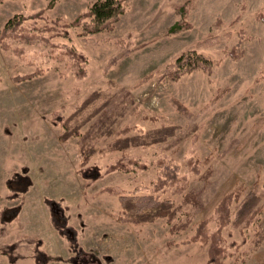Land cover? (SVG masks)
I'll use <instances>...</instances> for the list:
<instances>
[{
	"label": "rangeland",
	"instance_id": "rangeland-1",
	"mask_svg": "<svg viewBox=\"0 0 264 264\" xmlns=\"http://www.w3.org/2000/svg\"><path fill=\"white\" fill-rule=\"evenodd\" d=\"M95 1L56 0L52 9H46L48 0L0 1V31L15 15L43 10L44 19H28L24 26L48 39L10 41L8 51L0 47V210L19 208L14 220L0 222V264H37L39 242L48 264H71L68 242L53 228L47 201L64 208L80 246L90 253L82 264H210L209 244L186 241L201 221L212 234L215 207L240 186L242 197L253 190L261 195V210L245 225L222 230L224 264H264V236L256 248L251 241L256 231L264 235V22L255 17L263 0H126L109 32L82 36L81 26L66 33L39 30L54 27L55 19L68 24ZM182 21L190 28L168 32ZM207 37H215V45L197 47ZM50 43L85 56L82 78L50 57ZM236 45L242 55L234 61L226 53ZM193 49L214 62L209 73L160 79L180 53ZM36 72L42 73L14 81ZM91 95L93 101L82 107ZM53 117L89 132L85 166L101 174L90 185L76 172L79 137L61 143L62 129ZM189 161H198L197 172ZM113 165L123 169L110 170ZM166 168L184 179L183 191L174 185L153 192ZM22 172L31 186L11 200L6 181ZM104 188L154 194L175 205L190 191L201 207H182L172 223L191 221L171 234L165 219L140 226L118 222L117 196Z\"/></svg>",
	"mask_w": 264,
	"mask_h": 264
},
{
	"label": "trees",
	"instance_id": "trees-1",
	"mask_svg": "<svg viewBox=\"0 0 264 264\" xmlns=\"http://www.w3.org/2000/svg\"><path fill=\"white\" fill-rule=\"evenodd\" d=\"M1 1V0H0ZM126 0H96L89 8L84 12L77 15L68 24H58L59 19L54 20V27H42L41 31L50 32L52 30L63 31L66 33L67 27H82V36H91L98 32H109L113 29L115 22L119 17L124 14L126 10L125 5ZM56 3V0H48L46 9H52ZM262 8L256 13L255 17L257 20L264 22V0ZM181 14L185 13L183 7L178 8ZM44 11H39L31 16L25 17L21 15H15L9 19L0 31V47L2 50L8 51L11 48L10 41L24 42L26 40L40 39L42 42L47 43L46 39L41 34L37 35L34 32H30L24 26V22L28 19H44ZM61 27V28H60ZM190 25L188 23L176 22L168 29L169 33H175L182 29H189ZM61 33V32H59ZM215 37H207L202 41L197 43V47H210L215 45ZM50 57L53 59L62 61L65 63L66 68L70 70L76 78H82L85 74L83 65L86 63V58L84 55L76 52L71 47L60 46L54 44H49ZM15 51V50H14ZM232 60H238L242 51L239 49L238 45L232 47L229 52L226 53ZM214 65V62L196 50H188L180 53L175 60L169 64L168 68L161 74L160 79H170L171 81H177L185 74H191L194 71L201 70L206 73L210 72V69ZM36 72L32 75L27 76H17L14 81H22L29 79L32 76L39 74ZM42 73V72H41ZM40 73V74H41ZM152 74L147 75L139 83H143L149 80ZM264 79V78H263ZM93 101V95L89 96L82 102V107L89 105ZM172 103L176 109L180 112L187 113L186 108L182 106L176 100H172ZM53 116V115H52ZM89 119H87L88 121ZM86 121V120H85ZM53 123L58 124L62 129V133L59 134L58 140L63 143L66 142L68 138L78 136V151L80 152L81 159L80 165L76 170L77 174L85 180V186L90 185V183L96 181L100 178L101 174L99 170L94 167L85 166L88 159V153L85 147L86 140L89 137V132L81 134L77 128L69 129L68 122L66 123L62 118L53 117ZM163 128V127H162ZM164 131L171 130L173 128H163ZM167 129V130H166ZM129 129H124L127 132ZM67 131V132H66ZM156 133H159L156 131ZM126 139L121 140L124 144ZM117 143H120L118 141ZM123 146L121 147V149ZM208 158L204 160L206 163ZM198 161H189V166L191 170L197 172L196 164ZM120 165H113L109 169L117 170L123 169L117 167ZM167 169V168H166ZM162 170L161 175L158 180L154 183L153 192H158L166 186H174L180 188L179 191L184 190V179H178L175 176L174 170L170 169ZM211 174V168L208 167L202 178L204 181L207 180ZM6 186L10 191L9 199H16L20 197L21 194L28 191L31 186L30 178L23 174L16 173L14 176L6 181ZM257 188V183H254ZM103 192L113 194L117 196L118 202L120 204V211L117 214V221L124 224H131L134 226L145 225L151 223L157 219H165L168 223H172L176 214L181 210L182 207L191 205L193 208H200L201 204L197 199V196L193 192H186L182 194L181 201L178 205H175L172 201L159 200V198L154 194H122L112 188H104ZM244 189L240 186L238 189L225 195L218 205L215 207L214 215L216 222V229L212 234L207 233V221H201L198 223L195 233L186 242H195L199 244H209L208 247V262L210 264H224V259L227 255L226 246L223 244L224 240L222 238V230L228 225L233 227H239L245 225L253 217H255L261 210L259 202L261 199L260 194H256L255 191H249L243 197ZM242 197V198H241ZM47 205L50 207V221L53 228L57 233L68 242L71 255L68 260L71 264H82V258L87 254H90L80 246L78 242V235L76 230L68 224L67 217L65 215L64 208L57 202L47 201ZM235 205V209L232 210L231 207ZM19 208L15 207L12 209L3 208L0 210V222L6 223L11 222L18 215ZM190 218L186 217L184 221L172 223L169 228L171 234L183 231L187 228L190 223ZM263 232L256 231L254 238L251 240L254 244V248L263 239ZM40 243L35 245L34 260L37 264H48L50 258L39 249ZM12 247L11 245L9 246ZM93 257V256H92ZM95 258V257H94Z\"/></svg>",
	"mask_w": 264,
	"mask_h": 264
}]
</instances>
